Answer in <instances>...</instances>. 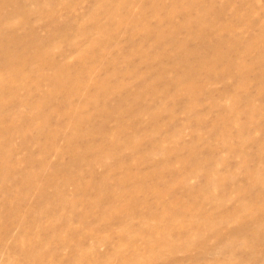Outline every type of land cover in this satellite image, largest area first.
I'll list each match as a JSON object with an SVG mask.
<instances>
[{
	"label": "rangeland",
	"instance_id": "rangeland-1",
	"mask_svg": "<svg viewBox=\"0 0 264 264\" xmlns=\"http://www.w3.org/2000/svg\"><path fill=\"white\" fill-rule=\"evenodd\" d=\"M0 80V264H264V0H0Z\"/></svg>",
	"mask_w": 264,
	"mask_h": 264
},
{
	"label": "bare ground",
	"instance_id": "bare-ground-1",
	"mask_svg": "<svg viewBox=\"0 0 264 264\" xmlns=\"http://www.w3.org/2000/svg\"><path fill=\"white\" fill-rule=\"evenodd\" d=\"M118 1H119V0H118ZM112 7H113V6H112ZM133 22H134V21H133ZM133 25H134V24H133ZM136 26H137V25H136ZM137 27H138V26H137ZM137 27H136V28H137ZM161 32H162V30H161ZM172 32H173V31H172ZM168 33H171V32H168ZM168 33H167V34H168ZM162 34H163V32H162ZM164 36H165V35H164ZM189 39H190V38H189ZM159 41H160V44H161V40H160V39H159ZM161 46H162V45H161ZM229 49H230V48H229ZM145 53H146V52H145ZM142 54H143V53H142ZM1 56H2V55H1ZM6 56H7V55H6ZM10 56H11V55H10ZM10 56H9V58H10ZM4 59H5V58H4ZM12 59H13V58H12ZM38 59H40V58H38ZM38 59H37V61H38ZM4 61H6V59H5ZM7 62L9 63V60H8V59H7ZM7 62H6V63H7ZM11 62H12V61H11ZM11 62H10V63H11ZM144 62H145V60H144ZM145 63H146V62H145ZM147 63H148V62H147ZM201 63H202V62H201ZM203 64H204V63H203ZM238 65H239V64H238ZM9 66H10V65H9ZM241 66H242V64H241ZM148 67H149V66H148ZM9 68H10V67H9ZM32 68H33V67H32ZM67 68H68V67H67ZM162 68H163V67H162ZM241 68H242V67H241ZM162 70H163V69H162ZM209 71H211V69H209ZM164 73H165V72H164ZM10 74H13V76L10 75ZM159 75H160V74H159ZM159 75H158V77H159ZM12 77H14V69H12V72H11V73H7V75H6V80L10 81V79H11ZM164 80H165V79H164ZM3 84H4V80H0V87H1V85H3ZM69 96H74V95L71 94V92H70ZM0 104H2V100H0ZM3 104H4V103H3ZM0 107H1V106H0ZM74 107H75V106H74ZM20 117H21V116H20ZM73 138H74V137L70 136V137H68L67 139H68V141H71V140L73 141V140H74ZM67 139H66V140H67ZM72 141H71V142H72ZM126 144H127V143H126ZM127 145H128V144H127ZM127 145H126V146H127ZM127 147H128V146H127ZM156 150H157V149H156ZM157 151H158V150H157ZM9 152H11V150L8 149L7 152H6V154L9 153ZM154 152L157 153L156 151H154ZM155 153H154V154H155ZM150 154H153V153L150 152L149 155H150ZM6 170H7V169H6ZM3 171H4V170H3ZM0 176H1V175H0ZM30 176H31V175H30ZM26 178H27V176H26ZM22 179H23V178H22ZM121 179H122L121 181H122V182L124 181L123 183H125V182L128 180V176H127L126 178H121ZM4 182H6V181H4ZM129 191H131V190H129ZM134 191H137V189L134 188V189L132 190V192H134ZM59 193H60V192H59ZM21 196H22V195H21ZM61 196H62V195H61ZM160 197H161V196H160ZM16 198H18V197H16ZM19 198H20V197H19ZM60 198H62V197H60ZM66 198H67V197H66ZM66 198H64L62 201L59 200V201H61L60 204H62L63 206H65V205H67V204L69 203V200H66ZM48 203H49V202H48ZM69 204H70V203H69ZM164 206H166V207H170L169 204H165ZM126 209H127V205L124 204V205H122V206L119 208V211H124V210H126ZM168 215H169V217L171 216L170 218L173 219V218L176 217L177 213H174V214H173V212H171V213H169ZM98 238H99V239H102V240H105V239H106L104 236H102L101 238L98 236ZM30 239H31V242L33 243V238H30ZM30 239H29V241H30ZM31 245H32V244H31ZM136 250H137V249H136ZM105 263H106V262H105ZM103 264H104V263H103Z\"/></svg>",
	"mask_w": 264,
	"mask_h": 264
}]
</instances>
